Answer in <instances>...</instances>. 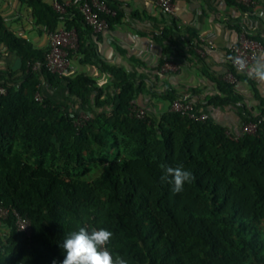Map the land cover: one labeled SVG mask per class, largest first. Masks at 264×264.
Listing matches in <instances>:
<instances>
[{
    "label": "trees",
    "instance_id": "16d2710c",
    "mask_svg": "<svg viewBox=\"0 0 264 264\" xmlns=\"http://www.w3.org/2000/svg\"><path fill=\"white\" fill-rule=\"evenodd\" d=\"M17 1L49 30L74 26L76 50L86 30L92 32L74 7L58 12L43 0ZM107 2L115 10L105 16L109 28L119 12ZM173 27H162L156 39L171 42ZM0 43L21 61L19 75L0 69L7 86L0 96V205L26 216L31 229L29 237L17 231L11 212L0 219V264H60L64 239L80 227L111 231L105 247L127 264H264V108L246 112L244 123L255 122L256 130L237 139L210 117L198 121L168 110L157 121L147 114L137 118L128 108L148 91L145 75L110 65L93 50H83L81 61L108 74L110 86L83 74L50 73L43 66L46 47L16 35L1 14ZM193 47L196 52L203 44ZM165 60L172 61L167 51L158 70ZM40 76L65 83L72 108L42 96ZM218 85L221 96L207 97L208 104L240 100L234 84ZM36 91L41 101L34 99ZM164 98L187 99L196 114L203 107L173 89ZM79 112L88 119L76 126ZM94 165L100 171L87 178ZM177 166L191 170L194 179L173 193L165 169Z\"/></svg>",
    "mask_w": 264,
    "mask_h": 264
},
{
    "label": "crops",
    "instance_id": "0c3cea01",
    "mask_svg": "<svg viewBox=\"0 0 264 264\" xmlns=\"http://www.w3.org/2000/svg\"><path fill=\"white\" fill-rule=\"evenodd\" d=\"M43 1L52 4L56 0ZM108 1L119 12L117 21L98 33L86 30L80 41L81 49L71 52L70 76L83 74L95 79L99 86L111 85L112 78L108 74L81 61L83 50H93L110 65L146 76L148 91L138 93L134 102L143 107L153 121L170 110V102L164 95L173 89L200 100L203 105L201 112L207 113L214 123L231 134L241 129L246 112L256 115L264 108V81L246 75H241L234 84L240 96L235 104L214 106L208 104L206 99L220 95L218 83L223 81L222 76L229 68L228 51L239 36L238 27L242 29L241 32L257 37L263 47L260 53H264L262 0H255L254 5L250 6L252 11L241 9L239 0H232L231 3L225 0H174L172 14L161 11L155 0ZM0 14L5 25L16 35L28 39L34 47H46L48 28L34 22L30 7L17 0H0ZM173 24L176 30L171 35L172 41H158L155 34L162 27H173ZM205 35L211 39V46H206L200 40ZM197 41L203 44V55H197V51H194L193 45ZM166 51L177 65L174 71L162 72L157 69ZM20 65L18 56L0 43V69H10L19 75ZM38 80L42 96L72 108L65 83L52 84L42 76ZM89 101L91 105L92 95Z\"/></svg>",
    "mask_w": 264,
    "mask_h": 264
},
{
    "label": "built area",
    "instance_id": "2783aa9c",
    "mask_svg": "<svg viewBox=\"0 0 264 264\" xmlns=\"http://www.w3.org/2000/svg\"><path fill=\"white\" fill-rule=\"evenodd\" d=\"M173 1L174 0H155L156 5L161 11L165 13H173ZM239 3L245 6L254 5L255 0H239ZM52 7L58 12H64L65 7H74L81 15L86 25L90 27L92 32L98 33L108 28V23L105 16H114L115 10L108 6L107 0H67L63 4L54 1ZM201 41L205 42L206 46H211L212 41L208 35L202 36ZM78 46V33L74 26H58L53 30L47 29V45L44 55L43 66L44 68L53 74L66 76L70 74L71 64L69 54L75 51ZM262 44L250 37H247L244 32H240L237 40L230 45L228 51L229 68L223 74L222 79L226 82L235 84L237 78L235 73L239 75L249 76L248 71L252 64L255 62L260 51H262ZM198 54L203 55L204 49L196 48ZM243 59L246 62V67L243 71L238 69V66L234 63L237 59ZM39 67V64L33 65V69ZM177 69V65L170 60H165L160 66V71H174ZM233 71L235 73H233ZM7 86L0 82V96L5 94ZM34 99L41 101L42 97L38 91L34 94ZM129 112L137 118H144L146 116V110L143 107L137 106L135 103L130 102ZM170 110L179 112L182 115H186L190 119L204 121L209 116L205 112L196 114L193 110L192 102L184 99H175L170 103ZM88 119V114L85 112H79L74 124L81 126L82 123ZM256 130L255 122L244 123L241 129L236 134L226 132L227 135H231L233 139L239 138L241 135L247 133L252 134ZM9 212L14 216V225L17 231L23 233L26 237L30 236V222L29 219L20 215L15 209L0 205V219H5Z\"/></svg>",
    "mask_w": 264,
    "mask_h": 264
},
{
    "label": "clouds",
    "instance_id": "9594fccd",
    "mask_svg": "<svg viewBox=\"0 0 264 264\" xmlns=\"http://www.w3.org/2000/svg\"><path fill=\"white\" fill-rule=\"evenodd\" d=\"M234 63L238 69L243 71L246 62L237 58ZM248 74L260 81H264V53L256 58L250 67ZM170 176L172 192L180 193L184 190L185 183H191L194 175L191 170L184 169L183 166L167 167L165 169V179ZM113 233L105 228L86 230L80 227L78 231L71 232L63 241L62 247L65 253L60 264H127V261L120 256L115 258L105 247L112 238ZM61 247V246H60ZM52 264H57L53 259Z\"/></svg>",
    "mask_w": 264,
    "mask_h": 264
},
{
    "label": "rangeland",
    "instance_id": "374dc122",
    "mask_svg": "<svg viewBox=\"0 0 264 264\" xmlns=\"http://www.w3.org/2000/svg\"><path fill=\"white\" fill-rule=\"evenodd\" d=\"M91 168H92L91 171H90L91 175H87L86 176L87 178H90L91 176L96 175L100 171V168L98 166L94 165Z\"/></svg>",
    "mask_w": 264,
    "mask_h": 264
}]
</instances>
